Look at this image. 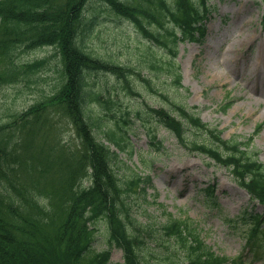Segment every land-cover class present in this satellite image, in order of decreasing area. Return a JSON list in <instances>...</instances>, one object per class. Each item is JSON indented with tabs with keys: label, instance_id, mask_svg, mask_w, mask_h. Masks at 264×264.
<instances>
[{
	"label": "trees",
	"instance_id": "obj_1",
	"mask_svg": "<svg viewBox=\"0 0 264 264\" xmlns=\"http://www.w3.org/2000/svg\"><path fill=\"white\" fill-rule=\"evenodd\" d=\"M99 1L116 16L133 23L147 41L167 48L172 56L179 41H198L205 33L207 0ZM88 2L0 0V57L9 62L0 71V82L17 78L18 66L11 62L16 48L53 47L64 81L46 102L59 107L80 141L75 150L67 145L47 144V120L41 119L46 102L30 108L32 120H16L12 124L13 129L0 148V160L7 156L11 172L15 171L11 164L18 162L15 179L5 177L7 184H2L4 194H0V264H107L109 250L88 249L97 230L89 227L98 222L105 226L109 246L122 250L124 264H146L140 256L146 231L132 216L128 200L143 178L134 174L123 180L116 174L113 163L118 154L111 151L109 144L125 150V137L118 127L102 130L100 138L96 137L93 129L100 130L101 126L87 114L85 106L87 101H103L99 93L89 88L87 76L92 71L113 74L123 80L129 94L139 95L129 83L134 71L86 50L85 35L79 28ZM143 59L140 63L151 70L172 72L174 85H180L178 68L172 61L164 62L163 56L151 51ZM45 62L25 65V71L35 70ZM136 75L149 85L150 80ZM173 106L176 115L163 108L150 111L182 145L229 167L234 180L264 205V164L249 154L251 140L243 144L224 141L219 132L209 130L184 106ZM183 124L204 129L216 146L204 141L187 142ZM6 127L1 126L0 131ZM140 190L145 191L144 187ZM162 228L174 240L175 249L184 251L186 264L225 263L200 241L199 234L185 220L169 217Z\"/></svg>",
	"mask_w": 264,
	"mask_h": 264
},
{
	"label": "rangeland",
	"instance_id": "obj_2",
	"mask_svg": "<svg viewBox=\"0 0 264 264\" xmlns=\"http://www.w3.org/2000/svg\"><path fill=\"white\" fill-rule=\"evenodd\" d=\"M209 6L210 18L203 41L197 44L184 42L177 46L174 62L180 69V88L172 85L170 73L151 71L140 63L144 60L143 55L148 54L147 49L151 50L147 41L132 23L116 16L104 2L89 0L79 28L80 31L83 29L88 52L127 65L134 71L130 86L139 96L127 94L115 76L101 71L91 72L87 76L89 88L105 99L110 98L113 105L107 110L92 101L87 114L103 117L102 125H109L111 120L120 116L130 124L127 127L133 134L130 145L133 155H125L119 175L127 178L138 172L147 173L151 178L147 199L153 203L146 204L141 195L131 197L138 222L143 224L148 219L153 229V235L143 249L147 264H170L171 250L165 249L170 242L160 231V225L168 214L197 224L206 244L217 254L235 257L244 249L242 232L247 221L238 219L227 225L223 218H234L252 204H249L248 196L232 183L228 171L181 148L174 136L149 114H141V119L135 116L139 110L147 112V106L164 107L173 114L171 104L181 103L189 109L195 108L194 112L211 127L218 126L226 140L250 137L257 125L262 124L261 131L253 137L252 146L259 151V160L264 161V101L257 103L254 99L264 93V84L257 82L252 72L255 61L259 64L257 76L264 79V58L261 61L256 58L260 48H264L263 2L209 0ZM151 51L165 60L169 57L164 48ZM54 53V49L49 47L28 51L19 47L15 51L18 64L44 58H47V63L33 73L19 75L14 83H0V125L10 122L13 115H20L31 106L45 103L57 92L64 77L60 60ZM138 72L155 79L151 86L158 89L157 93L144 86L136 76ZM252 99L254 102L250 103ZM227 103L230 106L223 109ZM46 104L41 119L47 120V144L78 148L79 139L69 119L54 102ZM191 133L197 139L203 137L201 132ZM142 160L151 168L142 171ZM213 183L222 207L219 216L215 210L209 211L203 206L202 195L198 194L200 189ZM253 204V213L260 212L256 203ZM98 227L100 235L94 247L99 251L105 249V243L102 236L104 227L100 224ZM248 260L251 261L250 254ZM110 264H122L120 250L111 251Z\"/></svg>",
	"mask_w": 264,
	"mask_h": 264
},
{
	"label": "bare ground",
	"instance_id": "obj_3",
	"mask_svg": "<svg viewBox=\"0 0 264 264\" xmlns=\"http://www.w3.org/2000/svg\"><path fill=\"white\" fill-rule=\"evenodd\" d=\"M234 51V50H232ZM235 52V51H234ZM258 57L259 61H261L263 58H264V53L263 52H258L256 58ZM259 68V64H257V62L254 61L253 63V70L252 72L256 75V81L257 82H260V83H263L264 84V79H261L260 77L257 76V69ZM255 99V102L259 103L261 101H264V93H260L258 94L257 97L254 98ZM249 102V101H248ZM254 100L252 99L250 101V103H253Z\"/></svg>",
	"mask_w": 264,
	"mask_h": 264
}]
</instances>
